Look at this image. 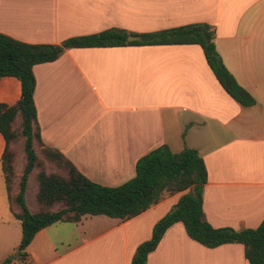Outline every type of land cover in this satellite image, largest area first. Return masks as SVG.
I'll return each instance as SVG.
<instances>
[{"label":"crops","instance_id":"crops-1","mask_svg":"<svg viewBox=\"0 0 264 264\" xmlns=\"http://www.w3.org/2000/svg\"><path fill=\"white\" fill-rule=\"evenodd\" d=\"M192 23L211 27L222 62L253 105L240 104L222 88L198 44L71 47L33 65L40 139L105 186L132 178L137 160L158 146L195 149L207 172L206 220L216 228H254L264 218V0H0V33L33 44L106 29L149 33ZM20 95L17 78H0L1 103L14 104ZM4 148L0 133V264L8 256L10 264H130L182 194L163 193L124 220L84 214L77 222H54L15 259L21 224L9 207ZM25 200L33 212L26 193ZM146 264L249 262L243 244L207 247L177 221Z\"/></svg>","mask_w":264,"mask_h":264},{"label":"trees","instance_id":"trees-1","mask_svg":"<svg viewBox=\"0 0 264 264\" xmlns=\"http://www.w3.org/2000/svg\"><path fill=\"white\" fill-rule=\"evenodd\" d=\"M129 35L141 39L128 41ZM213 36V30L206 23L149 33L106 29L90 35L69 37L59 44L27 43L0 33V78L13 76L19 80L21 88L16 103L0 102V133L5 140L2 171L10 210L21 224L20 251L15 259L24 256L26 246L37 231L54 222H77L84 214H104L124 220L145 211L158 202L163 193L181 192L175 206L154 224L150 239L137 246L130 264H146L148 253L156 247L165 230L177 221L183 223L189 237L207 247L238 242L243 244L249 264H264V218L257 227L240 230L216 228L206 220L202 209V189L207 172L203 159L195 149L184 147L174 152L166 144L158 146L137 160L132 178L117 186H105L89 180L59 150L44 147L40 139L33 99V65L53 61L65 48L71 47L198 44L222 88L240 104L253 105V96L237 83L222 62ZM20 138L23 139V166L15 187L16 156L12 144ZM45 161L51 163L55 171H46ZM30 175L35 181L33 212L25 200ZM11 261L12 256H8L1 264H10Z\"/></svg>","mask_w":264,"mask_h":264},{"label":"rangeland","instance_id":"rangeland-1","mask_svg":"<svg viewBox=\"0 0 264 264\" xmlns=\"http://www.w3.org/2000/svg\"><path fill=\"white\" fill-rule=\"evenodd\" d=\"M16 125L18 126V120L16 122ZM22 145H23V139L22 138H20L16 143L12 144V149L14 150V153L16 156V165H15V167H16L15 168L16 179H15V182L13 183V186H15L17 184L19 177L21 175V171H22V166H23V164H22V156H23ZM36 149H38L37 146H36ZM45 170L48 172H52V171H55V168L53 167V165L51 163L45 161ZM34 188H35L34 177H33V175H30L28 177L25 193H26V198H27L28 204L32 208H34V206H35L34 201H33Z\"/></svg>","mask_w":264,"mask_h":264},{"label":"water","instance_id":"water-1","mask_svg":"<svg viewBox=\"0 0 264 264\" xmlns=\"http://www.w3.org/2000/svg\"><path fill=\"white\" fill-rule=\"evenodd\" d=\"M141 38L139 36H128L127 40L128 41H133V40H140ZM19 252V249H17L16 253Z\"/></svg>","mask_w":264,"mask_h":264}]
</instances>
